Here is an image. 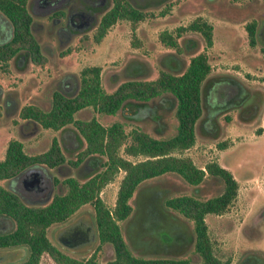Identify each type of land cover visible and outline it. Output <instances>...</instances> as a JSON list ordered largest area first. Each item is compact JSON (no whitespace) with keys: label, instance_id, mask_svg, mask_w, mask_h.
I'll return each instance as SVG.
<instances>
[{"label":"rangeland","instance_id":"rangeland-1","mask_svg":"<svg viewBox=\"0 0 264 264\" xmlns=\"http://www.w3.org/2000/svg\"><path fill=\"white\" fill-rule=\"evenodd\" d=\"M35 1H31L30 9L34 14L40 11L41 16L34 15V31L45 53L52 54L53 58L44 65L12 58L8 71L0 69V103L5 97L17 96L24 90L27 95L21 102H14L8 108L5 106L0 116V159L4 157L11 138L21 140L27 153H36L46 149L53 136L61 138L66 158L75 157L85 142L79 144V140L73 141L72 125L56 131L44 128L21 118L20 107L29 102L49 107L52 91L64 86L59 80L68 74L74 76L76 82L64 88L68 93L76 92L79 72L85 65L101 66V81L106 90H112L125 78L150 79L155 78L160 69L181 70L190 55L205 48L202 34L190 29L182 30L178 39L183 50L177 53L160 40L159 33L162 30L176 32L177 28L200 16L213 25L212 44L207 47L212 69L202 91L203 111L196 123L195 143L183 150H175L173 154L189 156L202 168L206 162L217 160L233 173L238 181L236 197L224 212L205 215L213 250L229 264H264V215L258 212L264 206V0H132L141 8L153 10L155 16L140 20L134 31L129 20L119 19L109 27L100 42L93 39L96 24L92 23L73 34L60 32V24L47 29L50 20L46 14L48 11L37 10ZM102 1L105 6L111 5L110 0ZM164 6L169 9L161 15L159 12ZM95 17L98 19L96 13ZM252 19L258 22L255 45L249 43L245 27V23ZM39 20L40 23L37 22ZM171 59H176V62ZM93 115L105 123L121 119L128 129L140 125L155 135L168 136L175 129L173 99L168 95L137 108L126 106L115 115H100L92 109H83L77 114L81 118ZM258 128H261L260 133ZM218 142H226L225 147L220 148ZM120 153L133 160L144 157L127 155L123 149ZM97 158L99 161L101 157ZM87 164L76 171L65 163L58 169V176L75 174L85 178L95 167ZM123 175L124 171L119 170L100 192L110 208L114 206ZM12 178L0 179V185L8 188L6 182ZM55 186L49 188L50 197L54 192L65 190L62 183ZM222 189L223 180L208 173L195 188L189 187L176 173L163 174L140 184L131 198L133 209L130 216L118 222L138 253L152 257L193 256L190 222L179 214L162 210V200L182 191L211 196ZM50 197L40 202H27L42 204ZM83 213L96 232L94 210L90 203L83 204L67 221ZM60 224L64 223L50 225L47 233L62 251L78 258L87 257L94 251L97 238L89 248L60 246L52 232ZM12 225L6 219L0 224V231ZM16 246L23 247L22 256L11 262L0 260V264H17L27 257L28 247L25 244ZM97 253V260L105 262L114 256V249L111 244L105 243ZM40 264L58 263L44 252Z\"/></svg>","mask_w":264,"mask_h":264},{"label":"trees","instance_id":"trees-1","mask_svg":"<svg viewBox=\"0 0 264 264\" xmlns=\"http://www.w3.org/2000/svg\"><path fill=\"white\" fill-rule=\"evenodd\" d=\"M111 1L110 7L95 26L92 36L96 42H100L109 27L119 19L129 20L134 31L140 20L155 16L153 10L141 8L132 0ZM27 2L28 0H0V11L13 27L12 38L0 43V69L3 71L9 70L12 58L25 53L35 64L44 65L48 61L32 32L33 17ZM168 9V6H164L159 13L163 15ZM59 14L62 15L63 12L59 11ZM245 27L249 43L255 45L258 40L257 20L246 22ZM184 29L200 32L205 40V48L190 55L186 66L181 70L160 69L158 75L150 79L125 78L112 90H106L101 81V66L85 65L80 69L75 93H68L66 88L54 89L49 107L27 103L20 108L21 118L47 129L64 130L72 125L79 144L84 141L85 145L74 158H66L56 136L52 137L46 150L36 153H27L21 140L11 138L4 157L0 159V179L15 177L25 168L37 164L56 167L67 161L72 166H79L90 157L101 158L98 170L87 177H64L61 183L65 190L55 192L45 204H29L15 191L0 185V220L8 219L13 223L11 228L0 231V249L20 244H25L29 249L27 257L17 264H40L44 252L58 264H229L228 260L221 259L213 250L205 215L222 213L229 207L238 192L237 179L217 160L206 162L202 168L189 156L173 154V151L183 150L195 143L196 123L203 111L202 91L212 69L207 47L212 44L213 25L207 19L199 16L188 25L177 28L176 32L162 30L159 38L165 45L180 53L183 47L178 37ZM171 61L176 62V59ZM62 82L69 88L74 85L76 78L68 74L65 78L62 77ZM165 95L173 99L175 120V129L168 136L155 135L140 125L128 129L125 121L118 118L105 123L96 115L89 118L77 116L83 109H92L100 115H115L126 106L137 108ZM4 110L0 105V116ZM260 131L261 128H258V133ZM225 144L226 142H218L220 148L225 147ZM121 149L127 155L144 157L130 159L120 153ZM119 170H123L124 175L118 186L114 206L110 208L100 192ZM167 173L178 174L191 188L198 187L206 173L223 180L222 191L215 195L203 196L182 191L165 196L162 200V210L179 214L190 222L193 256L152 257L138 253L131 240L125 237L118 222L130 216L133 209L131 198L139 190L140 184ZM86 203H90L94 210L98 243L89 256L78 258L55 245L47 230L50 225L69 219ZM105 243L112 245L114 256L105 262H99L97 252Z\"/></svg>","mask_w":264,"mask_h":264},{"label":"flooded vegetation","instance_id":"flooded-vegetation-1","mask_svg":"<svg viewBox=\"0 0 264 264\" xmlns=\"http://www.w3.org/2000/svg\"><path fill=\"white\" fill-rule=\"evenodd\" d=\"M31 1L32 0H28L27 7L33 17V22L31 25L32 32L39 46L41 47L42 52L47 56L48 59H52L53 55L50 53H45L43 49V44L40 41V38L38 37L37 33H35L34 31L35 26L33 25L34 23H36L34 20V15L40 17L41 13L40 11H35L36 12L35 14L33 13V11L30 9ZM34 1L35 0H33V2ZM35 2H36L37 10H40L41 8L45 12L48 11L46 14L50 18V20L48 22L49 25L46 26L47 29L48 27L54 28L55 24H60L58 30L60 32L68 31L69 34L70 33L73 34V33H76L77 31L79 32L80 30L87 28L90 23L97 25L99 23L101 15L110 7V6L108 7L107 5L105 6L104 4H102L103 3L102 0H36ZM110 2L112 3L111 0ZM59 11L63 12V14L62 15L59 14ZM95 13L98 15V19H96V17L94 18ZM0 16H1V19L4 21V22L0 21V43H3L12 38L13 27L11 23L8 21V19L6 18V16L1 11H0ZM37 22L40 23V20ZM13 59H19V60L25 59L27 61L30 60L32 63H34L30 59V56L27 53H25L24 55L20 57L15 56ZM59 83L60 84L63 83L61 79L59 80ZM58 88H61L64 90V86L63 87L59 86ZM24 91L18 93L17 96H13L11 98L5 97L3 102L0 103L2 108L5 109V106L6 108H8L12 106V103L14 102L18 103V102H21L22 99H25L27 95H26V92ZM69 93L73 94L75 92L69 91ZM29 103H32V102H29ZM34 104H37V103H34ZM27 121L33 122L30 120H27ZM71 135L73 137L72 138L73 141L75 140L78 141L76 137V133L74 132L73 129L71 131ZM58 139L62 147L61 138H58ZM44 150H41V151H44ZM62 150H63V147H62ZM93 159L94 157H90L86 159L84 162H82L79 166H72L69 163L68 165L75 168L76 171H78L84 164H87V161H89L93 165L92 167L95 166L93 169L94 171L91 172V173H94L95 171L98 170L97 168L98 164L96 166V163L97 162L99 163V161L97 159H94V160ZM89 162L88 164H90ZM65 163H67V161H65L64 163L56 167H50L45 164H37L35 166L27 167L23 171H21L17 176L8 180L6 182L7 183L6 185L8 186L9 189H11L12 191H15L21 197L23 201L27 202V200L29 201L35 200V201L40 202L50 197L49 196L50 187L53 186L55 188L56 187L55 185H57L58 183L61 184V180L64 177L69 176V175H66L61 178L58 176V174H60L58 169L60 168V166L64 165ZM70 175L78 177L75 174H70ZM55 179H57V181ZM51 197L45 202L47 203L51 199ZM258 212L261 215H264V206H262L258 210ZM85 217L86 216L84 215V213L81 215H77L75 218L69 221H67L68 220L67 219L66 221L62 222L64 224H60L59 226L54 228L52 232H53V237L56 240V242L60 246H64V247H83V248L91 247L92 243L95 242L97 238V231L94 232L92 225L90 224L89 220L86 219ZM22 254H23L22 246H16L15 248L8 249V250H0V260H6V262H11L13 260H16L17 258H20Z\"/></svg>","mask_w":264,"mask_h":264},{"label":"crops","instance_id":"crops-1","mask_svg":"<svg viewBox=\"0 0 264 264\" xmlns=\"http://www.w3.org/2000/svg\"><path fill=\"white\" fill-rule=\"evenodd\" d=\"M58 138H60V137L58 136ZM4 220H6V219L0 220V224L4 223Z\"/></svg>","mask_w":264,"mask_h":264},{"label":"water","instance_id":"water-1","mask_svg":"<svg viewBox=\"0 0 264 264\" xmlns=\"http://www.w3.org/2000/svg\"><path fill=\"white\" fill-rule=\"evenodd\" d=\"M44 203H46V202H44ZM29 204H34V203H29ZM43 204V203H42ZM94 227H96V226H94ZM95 230H96V228H95ZM97 231V230H96Z\"/></svg>","mask_w":264,"mask_h":264}]
</instances>
